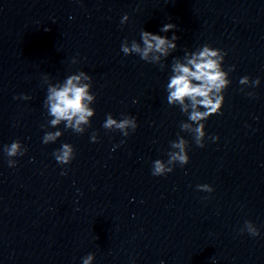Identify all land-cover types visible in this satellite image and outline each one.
I'll list each match as a JSON object with an SVG mask.
<instances>
[{
	"label": "clouds",
	"instance_id": "9594fccd",
	"mask_svg": "<svg viewBox=\"0 0 264 264\" xmlns=\"http://www.w3.org/2000/svg\"><path fill=\"white\" fill-rule=\"evenodd\" d=\"M129 17L125 14L121 19V24L128 21ZM176 25L166 23L160 29L162 33L173 32L169 39L165 35L154 34L152 32L142 30L140 33L141 42L132 40L130 42L125 39L121 43V51L124 55H138L143 61L151 64L160 65L161 69L165 67L164 63H160L161 57L167 59L172 52L177 49L176 41L179 37L173 31ZM159 54V55H157ZM227 55L222 49L213 48L209 44L197 48L195 51H185L183 62L180 58H174L171 64V75L166 85L167 102L169 105L180 107L182 113L188 117V122H181L180 129L192 135L195 144L203 148L206 137L205 121L213 115H221L224 106V92L229 87L231 81L229 73L234 71L235 66L224 70L223 63ZM84 81H92V77L84 71L79 74L69 75L59 86L55 84L47 86V94L44 106H47L48 115L51 117L49 125L56 128L61 122H64L65 129H71L76 134H83L85 129L82 124H89V117L95 115V109L89 107V103L93 101L94 96L90 94L89 83ZM241 85L256 87L260 84L259 78L250 80L248 76L240 79ZM243 91V89H241ZM252 96L253 93H247ZM18 99L29 100L30 97L22 94ZM96 98V97H95ZM135 103V101H134ZM203 109V110H201ZM138 124L134 116L123 115L120 119L113 118L111 113L106 115L103 128L106 130H117L124 137H128L134 133ZM131 129L129 133L128 129ZM63 133L60 130L47 131L42 138L44 144L56 142ZM211 139L218 140V136ZM91 142H98V134L91 135ZM124 141H121L123 143ZM188 140L178 134L177 140L170 142L171 150L168 152L167 163L172 164L178 162L180 166L187 165L190 161L188 155ZM175 151H172V150ZM8 157V166L15 167L17 160L13 159L17 156H23L27 149L23 147L19 140L13 141L10 145H5L3 149ZM53 156L58 164L68 165L75 158L74 147L69 143L62 144L60 149L53 152ZM174 171L173 167H167L163 160L157 159L153 162L152 175L164 176ZM62 175L65 173L62 172ZM197 189L201 191L213 192L214 189L208 184L197 185ZM247 232L253 237L259 236V230L251 221H245ZM241 233H243L241 231ZM94 256L89 253L83 258L82 264H91Z\"/></svg>",
	"mask_w": 264,
	"mask_h": 264
}]
</instances>
